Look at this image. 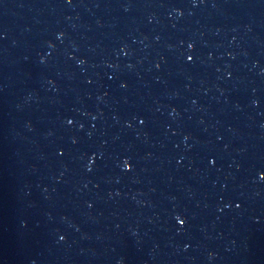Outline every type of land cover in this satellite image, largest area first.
Masks as SVG:
<instances>
[{"label":"water","instance_id":"95a60500","mask_svg":"<svg viewBox=\"0 0 264 264\" xmlns=\"http://www.w3.org/2000/svg\"><path fill=\"white\" fill-rule=\"evenodd\" d=\"M0 264H264V0H0Z\"/></svg>","mask_w":264,"mask_h":264}]
</instances>
